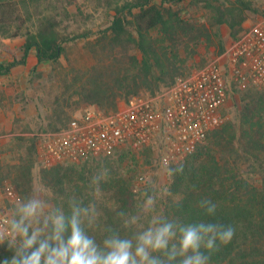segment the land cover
I'll list each match as a JSON object with an SVG mask.
<instances>
[{"label": "trees", "instance_id": "obj_1", "mask_svg": "<svg viewBox=\"0 0 264 264\" xmlns=\"http://www.w3.org/2000/svg\"><path fill=\"white\" fill-rule=\"evenodd\" d=\"M186 2L132 0L115 6L110 24L97 30L96 43L90 44L95 61L88 67L73 69L79 86L76 92L82 101L110 111L117 109L121 98L127 100L142 91L157 94L162 85H170L188 72L185 71L187 64L198 55L202 43L206 46L216 44L221 52L225 50L219 25L227 24L232 38L236 39L243 30L248 10H256L247 0H234L226 9L216 5L219 0H195L213 9L214 20L205 25L185 10ZM26 3L27 0H0L3 32L12 28L15 29L13 36L24 32L23 5ZM24 35L22 58L0 64V75H10L15 65L24 64L33 48L39 63L49 61L54 69L61 64L65 39L56 31L52 19L47 17L36 33L25 31ZM263 88L264 85H252L244 89L238 128L231 123L225 125L215 133L214 142L205 154L171 165L183 164L184 171L169 177L162 215L184 223L230 224L236 229L230 243L211 253L210 264H264V179L260 181L257 175L250 176L258 167L264 169ZM59 128L54 126V130ZM20 139L29 144L24 151L25 157L14 167L13 183L18 189L19 201L32 194L31 172L39 137ZM114 162L109 159L103 162L110 170L109 179L102 184L107 203L102 204L100 227L90 232L98 241L102 239L104 225L119 226L117 211H136L132 209L136 194L132 190L131 177L119 172ZM95 163L93 168L87 164L60 163L41 172L42 182L54 194L51 197L54 206L67 210V199L72 194L85 202L91 199L89 180L102 162ZM204 198L217 205L214 216L206 215L199 208V201ZM122 234L128 235L129 230L123 229ZM204 251L207 254V250ZM13 255L7 242L0 245V264Z\"/></svg>", "mask_w": 264, "mask_h": 264}, {"label": "rangeland", "instance_id": "obj_2", "mask_svg": "<svg viewBox=\"0 0 264 264\" xmlns=\"http://www.w3.org/2000/svg\"><path fill=\"white\" fill-rule=\"evenodd\" d=\"M127 1L132 0H27V3L23 5L26 18L24 32L19 36H13L15 29L12 28L5 32L0 29V52H6L12 60L22 58V54L19 56L18 53L22 52L26 42L25 31L36 33L42 21L47 17L52 19L56 31L65 39L63 43L65 56L61 57V64L55 69L49 61L37 63L32 58L28 59L27 56L25 63L15 65L10 75H0V135L3 136L0 140L1 181L8 180L14 185V167L19 165L25 157L24 151L29 144L22 142L20 138L36 137L43 131L54 130L56 125L58 128L62 127L73 116L89 106L76 92L79 86L76 84L78 79L75 77L73 69L93 64L95 58L90 50V44L96 43L95 32L110 24L115 6L122 5ZM233 1L219 0L216 5H221L226 9ZM247 1L256 10H248L247 20L243 27L252 24L257 18L264 15V0ZM185 4L187 5L185 10L191 16L199 18L201 23L209 25L213 22L212 8L201 2H195V0H187ZM218 28L226 48L234 40L230 28L227 24H221ZM87 33L92 34L86 35ZM11 52L12 54H10ZM197 52L198 55L188 62L185 71L190 72L203 66L209 60L217 57L221 50L216 44L206 46L202 43ZM15 54L17 57L14 56ZM34 67H36L35 72L33 71ZM229 85V94L224 108L226 118L224 124L210 132L203 142L202 148L193 156L190 155L191 157L188 156L177 163L205 154L208 147H211L214 142L215 133L225 125L231 123L237 128L240 126L239 112L243 105L244 89L249 86L252 88V84L241 87L230 77ZM165 86L167 85H162L161 89ZM140 94L151 95L146 91H142ZM122 101L124 100L121 98L118 104ZM159 143L156 141L148 147H135L126 143L115 152L107 154L111 156L110 158L104 159L105 155L98 156L77 165L87 164L89 168H93L95 162H102L99 164L101 168L105 167L104 160L115 161L113 163L115 168L123 175L131 177L132 190L136 194L132 209H137V206L142 203L143 193L149 188L147 181L154 180L158 195L154 214H161L163 203L167 200L170 181L161 162L162 153ZM36 151L35 163L31 172L32 193H38L43 199L54 205L51 200L54 194L41 180V172L47 168L42 167L39 163L38 146H36ZM140 175H144L143 182L138 180ZM252 175H257L261 181L264 179V169L258 167L250 174V176ZM102 191L104 193V190ZM105 202L107 203V199L102 195L100 209ZM16 205L10 207L11 215ZM142 225L147 226V219L142 221ZM136 227L140 230L141 225Z\"/></svg>", "mask_w": 264, "mask_h": 264}, {"label": "built area", "instance_id": "obj_3", "mask_svg": "<svg viewBox=\"0 0 264 264\" xmlns=\"http://www.w3.org/2000/svg\"><path fill=\"white\" fill-rule=\"evenodd\" d=\"M230 77L241 87L264 85V15L244 26L217 57L178 76L157 94L133 95L110 111L89 105L59 129L41 132L39 163L44 168L80 163L111 154L126 143L148 147L156 141L161 162L177 163L224 124ZM138 180L143 182L144 175ZM19 199L15 185L0 180V230Z\"/></svg>", "mask_w": 264, "mask_h": 264}, {"label": "clouds", "instance_id": "obj_4", "mask_svg": "<svg viewBox=\"0 0 264 264\" xmlns=\"http://www.w3.org/2000/svg\"><path fill=\"white\" fill-rule=\"evenodd\" d=\"M162 163L169 177L184 171L183 164L172 167L167 161ZM109 177L107 167L99 168L89 180L91 199L85 202L72 194L67 210L51 205L35 192L18 201L6 227L0 230V245L7 242L14 252L3 264H210L211 253L235 235L230 224L184 223L154 214L158 195L155 181L149 179L135 213L117 211L119 226L104 225L98 241L90 232L100 227L102 184ZM198 206L208 216L217 210L208 198L201 199ZM144 219L147 226L142 225ZM137 225L140 230H134ZM123 229L129 234L123 235Z\"/></svg>", "mask_w": 264, "mask_h": 264}, {"label": "crops", "instance_id": "obj_5", "mask_svg": "<svg viewBox=\"0 0 264 264\" xmlns=\"http://www.w3.org/2000/svg\"><path fill=\"white\" fill-rule=\"evenodd\" d=\"M10 54H12V52ZM21 54H22V52L18 53L19 56H21ZM14 56L17 57V54H15ZM31 58L34 59V61L38 63L37 57H36V51H35L34 48L31 49L29 54H28V59H31ZM10 60H12V59L7 55L6 52H0V64H5V63H7Z\"/></svg>", "mask_w": 264, "mask_h": 264}]
</instances>
